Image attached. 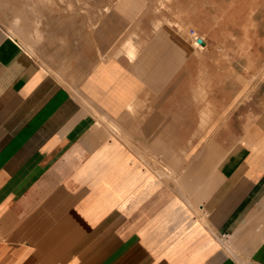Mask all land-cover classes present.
Returning a JSON list of instances; mask_svg holds the SVG:
<instances>
[{"label": "crops", "instance_id": "1", "mask_svg": "<svg viewBox=\"0 0 264 264\" xmlns=\"http://www.w3.org/2000/svg\"><path fill=\"white\" fill-rule=\"evenodd\" d=\"M130 61L47 70L0 26V264H264V113L204 137L185 71Z\"/></svg>", "mask_w": 264, "mask_h": 264}, {"label": "rangeland", "instance_id": "2", "mask_svg": "<svg viewBox=\"0 0 264 264\" xmlns=\"http://www.w3.org/2000/svg\"><path fill=\"white\" fill-rule=\"evenodd\" d=\"M0 26L47 70L87 72L109 56L130 61L129 44L141 77L167 64V75L184 70L187 91L202 102L204 137L242 133L263 116L264 0H0Z\"/></svg>", "mask_w": 264, "mask_h": 264}, {"label": "bare ground", "instance_id": "3", "mask_svg": "<svg viewBox=\"0 0 264 264\" xmlns=\"http://www.w3.org/2000/svg\"><path fill=\"white\" fill-rule=\"evenodd\" d=\"M99 33H101V31H99ZM195 40V39H194ZM198 40H200V41H202V43H200V41L198 42V41H196L195 40V46L196 47H198V48H203V45H207V41H206V39H205V37H199V39ZM127 43H129V42H127ZM126 48V47H125ZM136 49H137V47H136ZM135 49V50H136ZM204 49H205V47H204ZM135 50H134V46L133 45H131V44H129V48H128V52H127V57L130 59V60H132V61H135V57H136V54H135ZM138 56V55H137ZM137 63V62H136ZM139 67H140V65H139ZM137 70H138V72H140V68H137ZM131 107V106H130ZM133 110V109H132ZM103 119V118H102ZM107 120L105 119V122H106ZM109 122V121H108ZM112 127V126H111ZM121 133V132H120Z\"/></svg>", "mask_w": 264, "mask_h": 264}, {"label": "built area", "instance_id": "4", "mask_svg": "<svg viewBox=\"0 0 264 264\" xmlns=\"http://www.w3.org/2000/svg\"><path fill=\"white\" fill-rule=\"evenodd\" d=\"M190 35H191L192 38H194L196 41H198L199 36L197 35V32H196V31L193 30V31L190 33Z\"/></svg>", "mask_w": 264, "mask_h": 264}, {"label": "water", "instance_id": "5", "mask_svg": "<svg viewBox=\"0 0 264 264\" xmlns=\"http://www.w3.org/2000/svg\"><path fill=\"white\" fill-rule=\"evenodd\" d=\"M200 43H202V41H200Z\"/></svg>", "mask_w": 264, "mask_h": 264}]
</instances>
